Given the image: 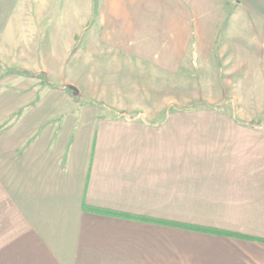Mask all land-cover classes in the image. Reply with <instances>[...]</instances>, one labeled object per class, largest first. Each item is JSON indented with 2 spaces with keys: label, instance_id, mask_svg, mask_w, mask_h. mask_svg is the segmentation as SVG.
I'll list each match as a JSON object with an SVG mask.
<instances>
[{
  "label": "crops",
  "instance_id": "1",
  "mask_svg": "<svg viewBox=\"0 0 264 264\" xmlns=\"http://www.w3.org/2000/svg\"><path fill=\"white\" fill-rule=\"evenodd\" d=\"M86 1L16 19L0 3V61L51 79L86 32L104 93L152 96L180 72L210 91L183 86L205 104L155 121V99L0 81V264H264V0Z\"/></svg>",
  "mask_w": 264,
  "mask_h": 264
},
{
  "label": "rangeland",
  "instance_id": "2",
  "mask_svg": "<svg viewBox=\"0 0 264 264\" xmlns=\"http://www.w3.org/2000/svg\"><path fill=\"white\" fill-rule=\"evenodd\" d=\"M76 1L77 0H74V2ZM71 2L72 0H59V3H62L61 7L64 10L68 6V4H70ZM0 3L2 4L3 8H5V6H8L10 9L11 8L14 9L12 11V16H10V18L12 17L16 19V15H20L21 11H24V12L27 11V0H0ZM46 3L48 5V8H51V10L55 12L57 8L58 0H46ZM80 4H81L80 9L83 10L86 8L87 1L80 0ZM59 19L60 21L58 22V18H56L54 15H49L47 19L48 25L50 24L52 28H56L58 23H59V26H58L59 28L65 25L67 21L66 15L65 16L62 15L61 17H59ZM80 20H81L80 24H82V21L87 20V18L80 14ZM49 31H50V28L48 27V35L51 34L49 33ZM43 33L44 35H46L45 32ZM59 33L61 34V31H56V35L59 36L58 38L59 41H62ZM62 33H65V32H62ZM21 39L25 43V38L21 37ZM86 40H87V33L86 32L81 33L78 41H79V44L83 47H81L80 52L76 51V54H75V56H77L76 58L68 61L65 64H61L59 62L54 61L51 64L54 67V69H52L51 66H48L49 68L53 70L52 71L53 74H51V79L49 78V76L46 75L45 72H43L42 67H37L36 69H33V70L27 67H23V65H27V58H26L25 61H22L23 60L22 59L20 61L16 60L15 62H12V63L9 62L10 65L8 66L10 67H8L6 63L4 62L2 63L0 61V72H1V75L3 74L5 76L0 81L1 83L3 82L6 85L12 86L15 89L14 91L18 93L22 89L26 90L27 92V89L32 88L33 86H35V84L37 85L46 84L50 86L49 83L44 82L46 78L47 81H49L50 83H52L53 85L57 87L65 86V88H68L72 94L73 92L71 90V87L75 88L78 92H77V95L73 94V97L76 101L80 103L84 101L85 102L93 101L95 104L104 105V103L101 102L99 99H105L107 96H109L110 98L111 97L114 98L115 101H117L119 98V100H123L124 102H130L132 99L134 101L133 103H136L139 109V105H141L140 107H142L143 105L145 106V104L147 105L146 100L155 99V101H158V103L160 102L159 105H156L155 107L162 110L160 113H158L159 115H155V121H160L161 119H163L169 110H173V109L174 110H179V109L184 110V109H190V108L198 107V106L205 104V103H202V101L200 100L201 97L198 99L194 95L183 97V91H185V89H183V86L193 91L197 89L198 93H202V94L203 93L207 94L210 91V90L207 91L206 90L207 86H205V89L203 92V89H202L203 87H201L200 81L196 80L194 73H192L190 76L191 72L184 73V80H183V72H180L179 75H176L174 79L169 78L166 81V83H168L170 86L173 85L175 87L174 88L161 87L159 88V91H158L159 93L155 95L152 94V96H148V94L140 93L141 96H135L136 98H132L131 96H127V94H124V95L122 94L120 96L118 95L117 92L109 94L110 93L109 90H108V94L104 93L105 92L104 89L99 88V87H96V88L93 87V83H92L93 80L89 79V74H91L90 67L92 66L88 60V55H87L88 48L86 46L87 44ZM47 45L50 46L47 50L49 52H52L53 54L57 53L58 55H60L61 50L64 51L63 47L56 43V39L54 40L51 38L50 42L46 41V48H47ZM78 48L79 47H76V44H75L73 48L66 49V51H68L66 55L72 52V50H76ZM57 49L59 50L57 51ZM20 53L21 51H19V54ZM72 54H74V52L71 53V55ZM71 55L69 54V57ZM34 70H39V72H34ZM27 71H29L30 73H33V76H29L26 73ZM42 74L44 76H42ZM66 86H69V87H66ZM51 88H55V87H51ZM166 91L167 93H170V94L163 96ZM166 99H169V100H166ZM164 102H167L166 105L164 104ZM112 114H118L122 117H126V116L132 117V116L141 115V113L134 112V113L129 114L126 112H119L118 110H113Z\"/></svg>",
  "mask_w": 264,
  "mask_h": 264
},
{
  "label": "trees",
  "instance_id": "3",
  "mask_svg": "<svg viewBox=\"0 0 264 264\" xmlns=\"http://www.w3.org/2000/svg\"><path fill=\"white\" fill-rule=\"evenodd\" d=\"M16 72H18V71H16ZM24 72V71H23ZM29 76H33V73H30L29 71H27L26 72ZM42 76H44L43 74H42ZM45 83H49L50 84V86L51 87H55V88H61V89H64L65 88V86L64 87H62V86H60V87H57V86H55V85H53L52 83H50L49 81H47V79L45 78V81H44ZM66 87H69V86H66ZM71 90H72V92H73V94L74 95H77V90L75 89V88H73V87H71ZM192 109V108H191ZM184 110H187V109H184ZM175 226H180V227H182V225H175Z\"/></svg>",
  "mask_w": 264,
  "mask_h": 264
}]
</instances>
